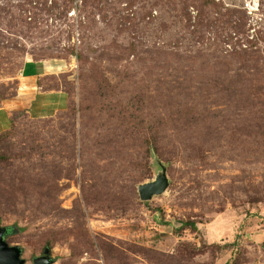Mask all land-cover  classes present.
Wrapping results in <instances>:
<instances>
[{"label":"rangeland","instance_id":"1","mask_svg":"<svg viewBox=\"0 0 264 264\" xmlns=\"http://www.w3.org/2000/svg\"><path fill=\"white\" fill-rule=\"evenodd\" d=\"M35 60L66 107L11 115ZM0 226L26 264H264V0H0Z\"/></svg>","mask_w":264,"mask_h":264},{"label":"crops","instance_id":"2","mask_svg":"<svg viewBox=\"0 0 264 264\" xmlns=\"http://www.w3.org/2000/svg\"><path fill=\"white\" fill-rule=\"evenodd\" d=\"M45 66L36 60L23 66L22 77L26 81L29 80V83L24 86L18 83L16 97L11 100V115L23 111L35 119L44 118L51 110L55 112L64 110L67 102L66 93L62 89L58 90L44 84L48 80V67Z\"/></svg>","mask_w":264,"mask_h":264},{"label":"water","instance_id":"3","mask_svg":"<svg viewBox=\"0 0 264 264\" xmlns=\"http://www.w3.org/2000/svg\"><path fill=\"white\" fill-rule=\"evenodd\" d=\"M169 187V179L165 169L156 179L139 187V195L142 201H150L154 196L162 195ZM8 230L0 227V264H26L22 257V249L18 246H10L6 242ZM50 249H45L40 257L33 260V264H54L50 257Z\"/></svg>","mask_w":264,"mask_h":264},{"label":"trees","instance_id":"4","mask_svg":"<svg viewBox=\"0 0 264 264\" xmlns=\"http://www.w3.org/2000/svg\"><path fill=\"white\" fill-rule=\"evenodd\" d=\"M37 61V60H36ZM56 89V88H55ZM58 90H61L60 88H58ZM63 90V89H62ZM66 94H67V96H68V93L65 91V90H63ZM183 228H190V229H192V230H197V225L195 224V223H193V222H186V223H182V226H181V229H183ZM8 230H9V233H8V235H10V234H12V230L10 229V228H8ZM44 252V251H43Z\"/></svg>","mask_w":264,"mask_h":264},{"label":"flooded vegetation","instance_id":"5","mask_svg":"<svg viewBox=\"0 0 264 264\" xmlns=\"http://www.w3.org/2000/svg\"><path fill=\"white\" fill-rule=\"evenodd\" d=\"M1 227V226H0ZM2 228V227H1ZM8 230V229H7ZM8 233H9V230H8Z\"/></svg>","mask_w":264,"mask_h":264}]
</instances>
